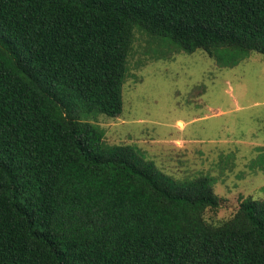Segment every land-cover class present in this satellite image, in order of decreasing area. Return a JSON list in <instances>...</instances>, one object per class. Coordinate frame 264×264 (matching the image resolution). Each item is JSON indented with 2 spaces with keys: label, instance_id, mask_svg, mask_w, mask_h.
<instances>
[{
  "label": "trees",
  "instance_id": "trees-1",
  "mask_svg": "<svg viewBox=\"0 0 264 264\" xmlns=\"http://www.w3.org/2000/svg\"><path fill=\"white\" fill-rule=\"evenodd\" d=\"M137 36L232 68L264 56V0H0V264H264V200L207 224L215 178L104 141Z\"/></svg>",
  "mask_w": 264,
  "mask_h": 264
},
{
  "label": "rangeland",
  "instance_id": "rangeland-1",
  "mask_svg": "<svg viewBox=\"0 0 264 264\" xmlns=\"http://www.w3.org/2000/svg\"><path fill=\"white\" fill-rule=\"evenodd\" d=\"M147 39L136 38L122 87L118 117L97 124L108 145H133L175 179L215 178V209L207 224L232 218L242 199L264 200V56L251 53L220 68L203 51L150 59ZM166 51L162 49V52Z\"/></svg>",
  "mask_w": 264,
  "mask_h": 264
}]
</instances>
